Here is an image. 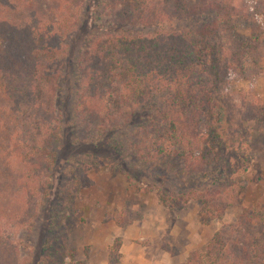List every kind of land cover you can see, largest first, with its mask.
<instances>
[{
	"label": "rangeland",
	"instance_id": "obj_1",
	"mask_svg": "<svg viewBox=\"0 0 264 264\" xmlns=\"http://www.w3.org/2000/svg\"><path fill=\"white\" fill-rule=\"evenodd\" d=\"M34 1L27 16L48 21L47 2ZM243 1L250 11H264V0ZM84 4L75 32L70 38L64 34L59 63L46 68L56 79L53 75V87L45 84L51 103L39 106L44 121L36 151H25L14 115L0 116V264H168V257L174 258L171 264H212L218 235L225 243L217 252L220 264H264V257L256 256L264 246V15L254 27L236 26L243 40L256 30L262 70L232 74L217 92L232 140L222 142L219 151L205 146L197 155L199 171L191 172L177 155L143 157L141 142L156 118L163 124L171 119L181 129L186 122V129L195 128L205 137L201 141L208 140L212 126L204 120L210 115L193 125L183 107L186 92L199 96L197 82L153 64L149 95L129 119L109 129L103 123L107 103L93 97L92 71L82 60L85 49L106 34L141 31L160 39L193 31L201 20L155 18L144 0ZM126 16H135L134 24L123 21ZM246 66L252 69L253 60ZM250 106L257 113L254 121ZM231 166L239 170L228 176ZM123 248L129 250L126 257Z\"/></svg>",
	"mask_w": 264,
	"mask_h": 264
},
{
	"label": "trees",
	"instance_id": "obj_2",
	"mask_svg": "<svg viewBox=\"0 0 264 264\" xmlns=\"http://www.w3.org/2000/svg\"><path fill=\"white\" fill-rule=\"evenodd\" d=\"M80 1L39 0V4L47 2L48 5L43 16L48 11L50 19L45 22L42 17L35 18L33 14L27 16L25 10H31L32 5L35 7L34 3L29 4L31 0H18L17 3L0 0V116L5 118L14 115V119L17 118V132L24 142L25 151L37 149L36 140L42 131L39 106H45L44 101L51 103V97L44 88L46 83L53 87L52 82L56 79L55 72L49 75L46 68L49 63H59L65 45L64 34L67 33L66 37L70 38L75 32L77 14L86 6V0H82V5ZM144 1L154 9L155 18L167 20L183 17L192 21L201 20L203 25L188 33H171L160 39L141 35V31L127 36L120 32L106 34L97 39L91 49H85L87 57L82 62L92 71L89 85L95 89L93 97L107 103L103 108V123L106 122L107 128L115 129L119 120L129 119L149 95L153 64L166 66L173 73L178 72L187 77L191 83L197 82V86H200L199 96L186 92V96L183 95V107L187 109L189 121L193 125L205 113L210 115L209 120H204L208 126H212L209 127L208 140L201 141L205 137L197 133L195 128L186 129V122L182 123L181 129L171 119L161 118L167 119L163 124L162 120L156 118L155 124L145 131L141 155L145 158L151 156V161L161 155H177L186 159L191 172H198L199 159L201 161L197 157L199 151H204L205 146L210 145L217 146L216 150L219 151L222 142L232 140L231 132L225 128L224 111L219 109L218 90L227 84L226 80L232 74H252L255 70H262L259 57L263 54V45L255 39L256 30H253L251 39L243 40L237 35L236 26L240 22H245L249 28L253 23L258 25L257 19L263 17L264 11H250L243 0ZM116 7L113 5V10L122 11V7ZM17 12L21 14L19 17ZM27 17L32 18L29 23L24 20ZM124 20L134 24L135 16H126ZM250 59L253 60L252 69L246 66ZM248 109L249 120L254 121L257 113L253 112V106ZM215 115L219 121H216ZM232 169L234 172L239 170L231 166L225 174L229 176ZM210 213L214 214L213 211ZM262 216L264 221V214ZM224 248L225 243L218 235L217 242L211 248V255L217 262L212 264H220L217 252ZM197 255L202 256L199 253ZM256 256L260 259L264 257V246L259 248ZM187 264L196 263L190 260Z\"/></svg>",
	"mask_w": 264,
	"mask_h": 264
},
{
	"label": "crops",
	"instance_id": "obj_3",
	"mask_svg": "<svg viewBox=\"0 0 264 264\" xmlns=\"http://www.w3.org/2000/svg\"><path fill=\"white\" fill-rule=\"evenodd\" d=\"M136 240H139V237L136 239ZM142 240V239H141ZM128 248H130V247H128ZM128 248H126V250L124 251V248H123V251H122V253H124L125 254V257H126V255H129V250H127ZM167 258V257H166ZM176 259V258H175ZM171 260L173 261L174 260V258H170V257H168L167 259H166V261H167V263L168 264H171Z\"/></svg>",
	"mask_w": 264,
	"mask_h": 264
}]
</instances>
